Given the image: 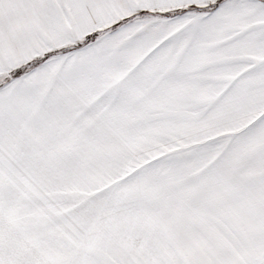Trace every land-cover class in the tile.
Listing matches in <instances>:
<instances>
[{
    "label": "snow or ice",
    "instance_id": "1",
    "mask_svg": "<svg viewBox=\"0 0 264 264\" xmlns=\"http://www.w3.org/2000/svg\"><path fill=\"white\" fill-rule=\"evenodd\" d=\"M0 264H264V0H0Z\"/></svg>",
    "mask_w": 264,
    "mask_h": 264
}]
</instances>
